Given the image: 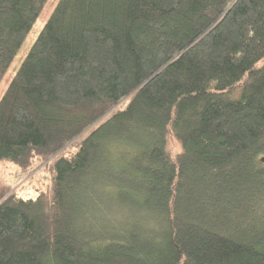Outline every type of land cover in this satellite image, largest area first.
I'll use <instances>...</instances> for the list:
<instances>
[{"label": "trees", "instance_id": "trees-1", "mask_svg": "<svg viewBox=\"0 0 264 264\" xmlns=\"http://www.w3.org/2000/svg\"><path fill=\"white\" fill-rule=\"evenodd\" d=\"M48 0H0V78ZM264 0H59L0 99V264H264ZM50 159V160H49Z\"/></svg>", "mask_w": 264, "mask_h": 264}, {"label": "rangeland", "instance_id": "rangeland-1", "mask_svg": "<svg viewBox=\"0 0 264 264\" xmlns=\"http://www.w3.org/2000/svg\"><path fill=\"white\" fill-rule=\"evenodd\" d=\"M59 0H48L28 32L14 60L0 78V99L6 91L14 74L21 66L33 42L44 24L49 19ZM50 160V159H49ZM48 162V161H47ZM47 162L35 165L30 173L21 171L18 165L9 158H0V196L9 190L16 189L24 197H36L50 182Z\"/></svg>", "mask_w": 264, "mask_h": 264}, {"label": "water", "instance_id": "water-1", "mask_svg": "<svg viewBox=\"0 0 264 264\" xmlns=\"http://www.w3.org/2000/svg\"><path fill=\"white\" fill-rule=\"evenodd\" d=\"M263 160H264V157H263Z\"/></svg>", "mask_w": 264, "mask_h": 264}]
</instances>
